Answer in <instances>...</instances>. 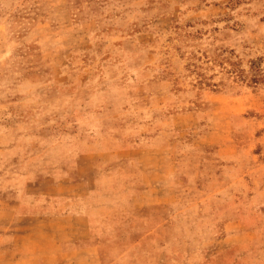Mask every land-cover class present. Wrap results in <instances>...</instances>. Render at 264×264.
<instances>
[{"label": "rangeland", "instance_id": "374dc122", "mask_svg": "<svg viewBox=\"0 0 264 264\" xmlns=\"http://www.w3.org/2000/svg\"><path fill=\"white\" fill-rule=\"evenodd\" d=\"M62 189L61 264H264V0H0V218Z\"/></svg>", "mask_w": 264, "mask_h": 264}, {"label": "crops", "instance_id": "0c3cea01", "mask_svg": "<svg viewBox=\"0 0 264 264\" xmlns=\"http://www.w3.org/2000/svg\"><path fill=\"white\" fill-rule=\"evenodd\" d=\"M60 180H56L57 185L63 184L64 179ZM63 192L62 189L61 193L48 194L50 196L40 199L39 205L38 196L32 194L29 200L6 208L4 218H0V243L10 249L16 264H61L69 254L77 251L85 254L94 248L86 244L91 218L87 210L71 213L69 205L54 209L59 200L63 205L69 202ZM64 199L67 200L64 202ZM25 236L37 242L29 254H21L22 250L17 249V243ZM40 241H46L45 245ZM93 256L91 254L90 258Z\"/></svg>", "mask_w": 264, "mask_h": 264}]
</instances>
